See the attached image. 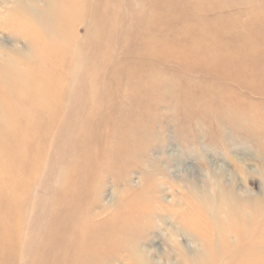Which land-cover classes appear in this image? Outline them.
Wrapping results in <instances>:
<instances>
[{
    "label": "rangeland",
    "instance_id": "obj_1",
    "mask_svg": "<svg viewBox=\"0 0 264 264\" xmlns=\"http://www.w3.org/2000/svg\"><path fill=\"white\" fill-rule=\"evenodd\" d=\"M149 251L264 264V0H0V264Z\"/></svg>",
    "mask_w": 264,
    "mask_h": 264
},
{
    "label": "clouds",
    "instance_id": "obj_2",
    "mask_svg": "<svg viewBox=\"0 0 264 264\" xmlns=\"http://www.w3.org/2000/svg\"><path fill=\"white\" fill-rule=\"evenodd\" d=\"M132 186L139 188L141 187V184L139 180L132 182ZM123 196V193H118L113 191L110 199L108 201H105L106 203H111L114 200H118ZM170 242H174L176 240V237L174 235L170 236ZM191 246V245H189ZM167 249H163V252H166ZM154 253H151L150 251L147 253L144 252H137L133 253L128 260L126 261V264H170V258L165 257L163 255L156 257L155 259H151L152 256H154Z\"/></svg>",
    "mask_w": 264,
    "mask_h": 264
},
{
    "label": "bare ground",
    "instance_id": "obj_3",
    "mask_svg": "<svg viewBox=\"0 0 264 264\" xmlns=\"http://www.w3.org/2000/svg\"><path fill=\"white\" fill-rule=\"evenodd\" d=\"M191 212H190V214H189V217L191 218V219H194V220H196V221H199V223H204V221H205V219H204V215L202 214V212H200V211H195V210H193V209H191L190 210ZM204 225V224H203ZM202 225V226H203ZM225 225V227L226 228H229L230 230L231 229H233L234 227H236V224H234L233 225V223L230 225L229 223H226V224H224ZM237 228V227H236ZM238 228H241L240 227V224H239V226H238Z\"/></svg>",
    "mask_w": 264,
    "mask_h": 264
}]
</instances>
